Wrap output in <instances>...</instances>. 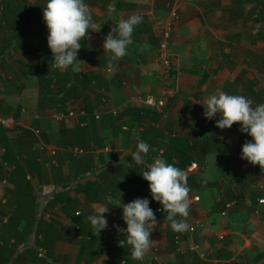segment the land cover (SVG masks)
Listing matches in <instances>:
<instances>
[{
    "label": "crops",
    "instance_id": "0c3cea01",
    "mask_svg": "<svg viewBox=\"0 0 264 264\" xmlns=\"http://www.w3.org/2000/svg\"><path fill=\"white\" fill-rule=\"evenodd\" d=\"M5 1L7 6L0 7V47L9 50L0 58V115L12 120L14 130L11 135V130L0 124V140L14 150L8 153L13 156L11 161L5 159L6 151L0 154V245L8 240L19 251L9 264L13 258L16 264L43 262L35 254L37 250L30 247L35 245L36 237L44 238V229H50L53 244L49 257L62 264H117V258L121 264H157L158 255L163 258L161 264H264V203H258L264 198V172L259 165L241 159L242 146L252 137L241 133L238 123L230 129L217 128L219 114L207 120L201 105L217 89L232 95H251L261 92L260 86L264 88V65L251 62L256 60L252 54L257 45L264 43V34L257 40V33L264 31L258 24V11L246 18L238 5L229 9L233 22L229 31H213L206 25V32L212 29L213 34L205 38L214 35L219 40L216 45L211 38L219 65L218 70H211V65L195 54L196 43L204 42V36H200L205 27L203 10L182 0L180 20L171 39L176 88L170 90L160 109L141 103L138 97L163 91L156 27L169 15L172 0H84L97 31L82 40L77 59L83 65L76 62L65 70L51 67L53 57L43 18L47 2L34 7L38 0ZM23 3L25 9L19 8L18 4ZM108 8L114 10V18H106ZM132 15L141 16L142 23L134 28L129 54L115 61L109 71L104 38L120 20ZM225 39L232 49L222 51ZM232 56L242 60L247 57L249 62L236 73L232 71L228 79L229 74H221L220 81L217 71L231 69L224 60ZM190 68L209 71L202 86L198 85L199 74L184 72ZM69 72L80 79L66 81ZM39 75H46L42 83ZM83 76L95 79L85 83ZM251 100L252 106H257L255 99ZM86 107L90 115L81 117V121L88 122L83 132L75 130L77 125H64L63 129L52 118L56 111ZM209 131L216 137V145L213 143L212 150L202 154L203 145L197 140ZM137 138L149 145L143 165L131 161ZM194 142L197 146L189 153L182 150L186 144L191 149ZM16 144L24 146L18 148ZM33 146L37 150L33 151ZM160 154L178 168L194 158L181 169L187 173L190 189L186 221L189 225L201 223L193 233L171 229L167 213L160 211L162 205L152 199L149 182L140 175ZM242 176H248V181L237 178ZM254 189L258 198L252 193ZM136 198L150 201L157 220L150 235L154 243L143 260L132 259L131 246H118L126 239L118 229L127 227L121 207ZM97 205L109 207L104 214L108 227L99 236L88 220ZM178 236L186 248L183 253L177 251ZM84 240L85 245L81 243ZM192 243L199 245L204 255L190 250Z\"/></svg>",
    "mask_w": 264,
    "mask_h": 264
},
{
    "label": "clouds",
    "instance_id": "9594fccd",
    "mask_svg": "<svg viewBox=\"0 0 264 264\" xmlns=\"http://www.w3.org/2000/svg\"><path fill=\"white\" fill-rule=\"evenodd\" d=\"M43 9V18L49 33L47 44L53 57L51 67L65 70L76 62L83 65L84 62L77 59L82 40L87 38L91 32L97 31L91 9L84 0H48ZM111 12L113 13L112 10ZM142 19L141 16L132 15L126 20H120L117 26L111 28L110 33L104 38L103 49L104 53L109 54V71H112L115 61L129 54V45L133 43L134 28L142 23ZM90 29L91 31H89ZM173 84L175 85L174 81ZM171 87L172 83L170 84L172 90ZM175 88L176 85L173 89ZM201 105L204 108L203 116L207 120H212L216 114H219L220 118L215 126L221 130L230 129L236 123L240 124V132L247 133L252 137L251 142L245 141L243 144L241 159L248 161L253 166L259 165L261 172H264V104L253 107L251 99L217 89L216 93L210 95ZM153 151L155 150L153 149ZM148 152L149 145L137 138L136 151L131 153V161H134L136 165H143ZM124 157L121 156V161L124 160ZM153 160L154 162L148 165V170L140 174L144 180L149 182L152 199L162 205V210L167 213L166 219L170 222L174 232L189 231L190 226L195 223L189 225L186 221L191 203L187 173L168 163L162 156L154 157ZM149 204L150 201L147 198H136L130 203H123L121 207L122 219L127 227L118 229L126 237L119 241L118 246L123 248L126 245L131 246L133 260H143L154 243L150 239V235L157 225V220ZM108 211V206L97 205L94 206V214L88 217L92 231L98 236L102 230L108 227L104 216ZM177 217H181V219H177Z\"/></svg>",
    "mask_w": 264,
    "mask_h": 264
},
{
    "label": "rangeland",
    "instance_id": "374dc122",
    "mask_svg": "<svg viewBox=\"0 0 264 264\" xmlns=\"http://www.w3.org/2000/svg\"><path fill=\"white\" fill-rule=\"evenodd\" d=\"M189 1L191 2L193 7L197 8V9H202L203 13H204L203 15H201V17L204 21L203 25H205V27L202 30L203 32L200 34V36H204V38L202 39L204 42L202 44L196 43L198 46L195 49V54L197 55L198 58L201 59L202 62H204V64L206 63L207 65H211L210 66L211 70H213V69L218 70L219 65H218V63L215 62L216 47L212 43V40L215 42L216 45H217L219 40L217 41L216 40L217 38L214 35L210 36V37H208V39H206L205 35H207V36H208V34L212 35L213 33L211 31L213 28H215V29L216 28H223V29H226L229 31L228 27H230L233 24L232 19L230 20L231 14H229V9H232V7H236V5H237L235 3L236 1L235 0H189ZM181 3H182V0H172V2L169 3V4H172V8H173V5L176 6V11L172 12V13L176 14L175 16L172 14V22L175 23L174 27L172 29V33L174 32V28L176 27L177 22L180 20ZM246 4H247L246 7H248V5H250V4L252 5V6H249L250 9L244 8L241 10L244 13V16H246V18L248 17L247 14H249V13H251V15H253L257 11L258 6H260L262 8L263 13H264V0H262V1L246 0ZM226 13L229 14L228 17L225 16ZM263 21H264V19L258 20V24L260 23L261 27L264 28V22ZM163 23H164V21H163ZM163 23H161L160 25H162ZM206 25H208V27L212 28L210 32L208 31V33L206 32L207 31ZM234 26L235 25H233V27ZM213 31H215V30L213 29ZM231 31L232 30H230V32ZM262 34H264V31H260L257 33V40H260L259 37H261ZM211 38H212V40H211ZM208 43H209V46H208ZM221 48L223 49L222 51H224L226 48L232 49L231 46L228 45L227 40H226V42L222 43ZM169 49H170L169 53L170 54L172 53V59L174 60L175 56L173 54L174 53L173 50L171 51V46L169 47ZM211 50L213 51L212 55H211V52H212ZM209 54L211 55V57L209 56ZM252 57H254L257 60L256 61V60L251 59L252 63L253 62L262 63L264 65V43H262L261 46L257 45L256 53L254 55L252 54ZM206 60H207V62H206ZM224 61H225V63L230 64L231 69L227 68V69H221V70L217 71V73L219 72L218 76L220 77V81H222V75L221 74H223L224 76L229 74L227 76V79H228V77H231L230 73L232 71L236 73V71L240 70V68L243 67L242 64L245 66V64L247 62H249L247 57H244V60H242V59H240V57H236V56H232L229 61L228 60H224ZM246 66H247V64H246ZM176 73H177V71L174 70L173 75L175 76ZM216 74L212 73L211 75H216ZM212 79L214 81V80H216V77L213 76ZM2 82H5L4 79ZM172 85H173V77H172ZM172 90H174V89L172 88ZM103 100L106 101V97H103ZM0 117L1 118H7V117H4L2 115H0ZM52 118H53V115H52ZM7 119H10V118H7ZM53 120H54V118H53ZM76 125H78V122H76ZM76 125H73V126H76ZM2 127L6 128V129H10L11 130L10 134L11 135L13 134L12 132L14 129L13 130L11 129L13 127V122L10 123V126H8V127H5V125H3ZM30 137H32V136H30ZM15 146L20 148V147H23L24 145L16 144ZM32 150L33 151L37 150V146H33ZM214 162L216 163V159H214ZM212 168H214V167L212 166ZM260 184H263L262 181H260ZM50 213H51V211H50ZM50 213H49V217H50ZM157 258H158L157 259L158 263L162 262L163 258L161 257V255H158ZM166 261L168 262V259Z\"/></svg>",
    "mask_w": 264,
    "mask_h": 264
},
{
    "label": "built area",
    "instance_id": "2783aa9c",
    "mask_svg": "<svg viewBox=\"0 0 264 264\" xmlns=\"http://www.w3.org/2000/svg\"><path fill=\"white\" fill-rule=\"evenodd\" d=\"M169 6H170L169 16L166 18V20L164 21L162 25H159L156 27V32H157V37H158V46L160 50L161 72H162L164 83H165L163 91L159 96L148 93V94L141 95L138 97L139 98L138 100L141 103H144L150 106L159 107L160 109H162L166 104L167 95L169 94L171 90L170 84L172 83V74L174 73V70H176L174 60L172 59V53L171 54L169 53L170 51L169 47L171 46V39H172V34H173L172 29L175 24L174 22H172V14L174 16L176 15L175 13H172V12L176 11V6L173 5V8H172V4H169ZM163 113L166 114V112L164 111ZM87 116H88V113L84 109H80V110L71 109L67 113L59 112V111H56L53 113L54 120L57 123L63 124L66 126L76 125V122H78V124L82 126L86 125L88 123L87 120L81 121V117H87ZM97 118H99V115H97ZM0 123L5 125V127H8L10 126V123H12V120L0 117ZM4 151L5 149L0 146V154L3 153ZM52 153L55 155L57 152L54 149ZM0 163H1V160H0ZM259 202L260 204H263L264 198H260ZM160 211H162V209H160ZM257 212H259V209H257ZM198 225H201V223L197 222L194 225H191L189 231L194 232ZM176 243L178 244L177 251L179 253H183L186 248L182 244L181 238L179 236L176 239ZM189 249L192 251H197L198 253L204 255L203 253H201V248L197 244L192 243ZM37 256L39 257V259H42L43 261L40 264H62L60 262H57L51 259L48 255L47 249L41 245L37 247ZM157 259L158 258L156 257L155 258L156 263L161 264L162 262L158 263Z\"/></svg>",
    "mask_w": 264,
    "mask_h": 264
},
{
    "label": "trees",
    "instance_id": "16d2710c",
    "mask_svg": "<svg viewBox=\"0 0 264 264\" xmlns=\"http://www.w3.org/2000/svg\"><path fill=\"white\" fill-rule=\"evenodd\" d=\"M258 1H262V0H258ZM43 2H48V0H38V2L34 5V7H36V6H38L39 4H41V3H43ZM4 5H6L7 6V3H6V1L5 0H0V7H4ZM24 5V6H23ZM23 5H19L18 4V6H19V8H21V7H24V9H25V3H23ZM237 7H238V10H242V9H244V8H246V6H247V4H246V0H238V2H237ZM257 11H258V17H257V20H260V19H264V13H263V10H262V8L260 7V6H258V8H257ZM242 12V11H241ZM30 18H31V16H30ZM21 31V30H20ZM23 32H26V29L23 31ZM21 32H19L18 34H20ZM8 50H9V48L8 47H0V58L1 59H3L4 58V55L8 52ZM184 72H186V73H192V74H199L200 76H201V78H200V80H199V83H198V85L199 86H202L206 81H207V79H208V77H209V71L206 69V68H204V69H192V68H190V69H184ZM174 74V73H173ZM172 74V75H173ZM57 74H53V76H56ZM68 77V78H67ZM77 77H78V75H75V74H72V72H69V75L68 76H66L65 77V79H66V81H70V79H75V80H77ZM84 77V81H85V83H90V82H92L93 81V79H95V76H83ZM173 77V81H175V79H174V75L172 76ZM43 78H46V75H43V77H41L40 75H39V80H41L40 81V83H42L43 82ZM79 78V77H78ZM80 79V78H79ZM46 82V81H45ZM65 83H67V82H65ZM174 84L172 85V87L171 88H174ZM260 88L262 89V91L261 92H258V93H253V94H251V95H248V94H239V92H235L234 93V95H243V96H245L246 98H248V99H255V102L257 103V105H259V104H264V88H262V86H260ZM87 113H89V111H88V108L86 107L85 109H84ZM62 112H65V113H67L66 111H62ZM90 114V113H89ZM63 127H61V128H63V129H65V126L64 125H62ZM85 127L86 126H82V125H77V127L75 128V130L77 131V132H80V130H81V132H83V130L85 129ZM213 131V130H212ZM212 131H209V132H206V133H204L203 135H201V139H199V140H197L198 141V143H200V144H202L203 146H202V149H203V151H202V154H206V153H208L210 150H212V147H213V143L216 145V142H214V141H216V137L212 134ZM214 140V141H213ZM186 143H187V141H185ZM0 143H1V147H3L4 149H5V151H6V154H8L9 152H13V147L11 146V145H9V144H5L4 145V143L0 140ZM194 146L196 147L197 146V144L194 142V145H193V147H191V149L189 148L190 147V145H188V144H186V147L185 148H183L182 150L184 151V152H187V153H189V150H192V148H194ZM159 156H162V154H160ZM190 157H192L193 155L192 154H190L189 155ZM10 157H13V156H10L9 154H8V156H6L5 157V159H7V158H9V160L8 161H11V159H10ZM189 157V158H190ZM170 157H168V159H169ZM193 158V157H192ZM4 159V158H3ZM166 159V158H165ZM170 160V159H169ZM193 160H194V158L193 159H189V160H187V162L185 163V164H191L192 162H193ZM7 161V162H8ZM17 163V162H16ZM1 164H3V163H0V167H2V165ZM175 167H177L174 163H172ZM184 164V165H185ZM184 165H182V166H180V165H178V166H180V169H182L183 167H184ZM15 166L17 167L18 166V168L20 169L21 168V166L19 165V163H17V165L15 164ZM239 180H244V181H248V176H242V177H237ZM233 180V182H235V181H237L236 179H232ZM256 189H254L253 190V194L258 198V192H256L255 191ZM235 197H238L237 195H235ZM260 199V198H259ZM258 203H259V200H258ZM259 207H258V205L255 207V209H258ZM161 209V208H160ZM49 231H50V229L48 230V229H44L43 230V233L44 234H42L43 235V237L44 238H41V239H39L38 237H36V241H35V245L34 246H32V247H30L31 249L33 248V250H34V248L37 250V247L38 246H43V247H45L46 249H47V252L49 251V253L48 254H52V250H51V246L53 245V244H51V241H50V239H49ZM2 238H4L3 236H1V239ZM55 241H52V243H54ZM82 244H87V242L84 240V242L82 241L81 242ZM29 249V248H28ZM19 251H18V247H16V246H14V247H12V246H10L9 245V241L8 240H5V243H3V245H0V264H9V261H10V259H11V257L13 256V254L14 253H18ZM35 254H37V253H35ZM17 262H16V259H14V262H13V264H16ZM116 263L117 264H121V259L120 258H117V261H116ZM40 264V263H39Z\"/></svg>",
    "mask_w": 264,
    "mask_h": 264
},
{
    "label": "water",
    "instance_id": "95a60500",
    "mask_svg": "<svg viewBox=\"0 0 264 264\" xmlns=\"http://www.w3.org/2000/svg\"><path fill=\"white\" fill-rule=\"evenodd\" d=\"M110 9L113 11V13L111 12ZM105 16H106V18H114V10L112 8H108ZM13 260H14V258L11 260L10 264L13 263Z\"/></svg>",
    "mask_w": 264,
    "mask_h": 264
}]
</instances>
